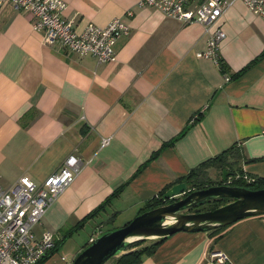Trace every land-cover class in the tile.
<instances>
[{
    "label": "crops",
    "instance_id": "1",
    "mask_svg": "<svg viewBox=\"0 0 264 264\" xmlns=\"http://www.w3.org/2000/svg\"><path fill=\"white\" fill-rule=\"evenodd\" d=\"M61 1L62 16L77 33L88 24L105 27L129 10L133 15L128 36L113 45L115 61L99 63L45 46L30 14L13 11L7 1L0 7V188L21 177L41 184L71 155L82 163L75 181L45 212L37 236L50 232L60 240L111 197L89 220L102 219L83 249L119 228L108 226L121 215H127L126 225L145 202L233 146L241 171L264 179L259 15L240 0L222 12L211 27L224 33L215 64L196 57L206 48L200 25L139 7L138 0ZM105 138L109 143L102 146ZM216 254L225 261L216 262ZM140 264H264V215L240 220L218 238L176 233Z\"/></svg>",
    "mask_w": 264,
    "mask_h": 264
},
{
    "label": "built area",
    "instance_id": "2",
    "mask_svg": "<svg viewBox=\"0 0 264 264\" xmlns=\"http://www.w3.org/2000/svg\"><path fill=\"white\" fill-rule=\"evenodd\" d=\"M5 1L9 2L13 11L32 16L31 28L42 34L45 46L90 56L99 63L115 61L113 45L118 38L128 36L127 20L133 15L129 10L105 27L88 24L77 33L72 21L62 16L66 6L61 0H0V7ZM233 1L205 0L192 5L193 0H138L137 6L150 7L183 24L202 26L207 34L206 48L196 57L211 59L218 64L217 49L224 33L219 29L211 30V27ZM240 1L264 21V0ZM108 143L107 138L101 140L102 146ZM81 168V161L71 155L41 184L21 177L10 188H0V264H39L49 255L54 248L55 237L50 232L37 236L34 230L47 209L75 181ZM212 256L218 263L225 261V256L221 254Z\"/></svg>",
    "mask_w": 264,
    "mask_h": 264
},
{
    "label": "water",
    "instance_id": "3",
    "mask_svg": "<svg viewBox=\"0 0 264 264\" xmlns=\"http://www.w3.org/2000/svg\"><path fill=\"white\" fill-rule=\"evenodd\" d=\"M222 175L223 184L201 190L191 191L185 183L172 186L162 196L166 205L138 214L123 227L98 235L71 264H107L138 243L154 242L179 232H209L264 215V188L231 186L226 181L227 172ZM213 200L228 202L211 211L190 213Z\"/></svg>",
    "mask_w": 264,
    "mask_h": 264
},
{
    "label": "trees",
    "instance_id": "4",
    "mask_svg": "<svg viewBox=\"0 0 264 264\" xmlns=\"http://www.w3.org/2000/svg\"><path fill=\"white\" fill-rule=\"evenodd\" d=\"M260 56L261 57L264 56V51ZM220 65H221L220 70L222 73H224L225 70L222 66V63H220ZM238 159H239V153L238 151L234 149V146H233L229 150L221 153L215 158L208 160L204 162L203 164L199 165L197 168L191 170L186 177L178 180V182L185 183L188 189H190L191 191L205 189L207 187L214 186V185H221L223 184V181H219V182L212 181L207 176L208 169L214 168L220 172L226 171L228 176L230 175L232 176V181L229 184L231 186L243 187V188H248L251 190H258V189L264 188V179L254 178L252 176L250 177L246 176L241 171V169L237 166L236 161H238ZM169 188H171V186L164 188L161 192H159L157 197H154L151 200L145 202L139 214L145 211H149L157 207L166 205L167 202L162 200V196ZM110 199L111 197L108 198L103 204L98 206L96 209L91 211L89 214H87L82 220L77 222L74 226L70 227L67 230H64L61 239L55 241L54 248L51 250L49 255L45 257V259H43L39 264H44L53 254H55L58 251V249L62 246L64 241L68 240L75 232L82 229L89 220L96 217L109 203ZM227 202H228L227 200H213V201L204 203V204L209 205L208 209L197 211L196 208L200 206L198 205L197 207L193 208L195 211L191 210V212L197 213V212L211 211L220 206H223ZM204 204H201V205H204ZM226 229L227 227L216 229L213 231H209L208 234L211 237L218 238L224 233ZM109 231H112V230H109ZM163 240L164 239H160L154 242H142V243L135 244L134 246L130 247L122 255L113 258L108 264H140L142 261V258L144 256L152 254L154 250L156 249V247Z\"/></svg>",
    "mask_w": 264,
    "mask_h": 264
},
{
    "label": "rangeland",
    "instance_id": "5",
    "mask_svg": "<svg viewBox=\"0 0 264 264\" xmlns=\"http://www.w3.org/2000/svg\"><path fill=\"white\" fill-rule=\"evenodd\" d=\"M207 176L210 180L219 182V181H222L223 175H222V172L213 168L207 171ZM226 179H228L227 175H226ZM208 208H209V205L204 204V205L198 206L196 210L200 211V210H206ZM192 210L194 211V209ZM126 217L127 215H124V214L121 215L119 218L113 221V224H109L108 226L109 229L122 227V225H124V223L128 219ZM130 219H133V218H130ZM101 221L102 219L98 217L97 219H94L93 221H89L88 223H86V225L82 229L75 232L68 240L64 241L62 246L58 249V252H56L53 258L49 260L46 264H63L66 258H69L75 254L78 255L79 251H81L82 247L87 243L89 235H91V233L95 230V228L99 225ZM35 231L37 233L38 228H36Z\"/></svg>",
    "mask_w": 264,
    "mask_h": 264
},
{
    "label": "flooded vegetation",
    "instance_id": "6",
    "mask_svg": "<svg viewBox=\"0 0 264 264\" xmlns=\"http://www.w3.org/2000/svg\"><path fill=\"white\" fill-rule=\"evenodd\" d=\"M194 211H195V210H194ZM184 213H188V212H184ZM190 213H195V212H191V211H190Z\"/></svg>",
    "mask_w": 264,
    "mask_h": 264
}]
</instances>
